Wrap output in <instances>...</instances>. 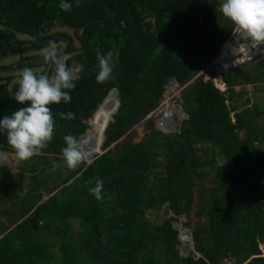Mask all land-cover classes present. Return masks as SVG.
Masks as SVG:
<instances>
[{
	"label": "trees",
	"instance_id": "obj_1",
	"mask_svg": "<svg viewBox=\"0 0 264 264\" xmlns=\"http://www.w3.org/2000/svg\"><path fill=\"white\" fill-rule=\"evenodd\" d=\"M72 2L64 12L59 0H0V60L19 58L2 69L50 75L41 51L50 40L71 67L84 66L71 103L50 106L55 136L47 148L17 160L14 173L0 165V264H264V108L238 89L264 80V60L222 71L224 91L214 84L206 68L235 28L219 11L222 0ZM110 50L113 78L98 84L97 53ZM172 78L179 87L193 81L181 93L188 117L169 134L149 123L134 143V127L160 107ZM13 80L0 74V116L22 106L10 98ZM113 88L121 102L114 115L113 95L98 110ZM68 111L75 119L56 115ZM111 114L103 153L67 169L64 135L80 140L100 125L93 155ZM2 152L13 154L6 135ZM96 179L100 200L89 194ZM192 220L198 259L180 253L172 225Z\"/></svg>",
	"mask_w": 264,
	"mask_h": 264
},
{
	"label": "clouds",
	"instance_id": "obj_2",
	"mask_svg": "<svg viewBox=\"0 0 264 264\" xmlns=\"http://www.w3.org/2000/svg\"><path fill=\"white\" fill-rule=\"evenodd\" d=\"M74 3L79 6L81 0H74ZM58 7L61 11L69 12L73 2L59 0ZM219 11L234 25L235 32H232L235 35L248 41L253 48L264 44V0H222ZM41 51L43 63L52 65L54 71L45 75L34 73L29 68L22 69L16 90L10 94V98L22 106L11 115L0 116V135H6L7 143L18 161L29 160L52 142L55 120L50 106L71 103L70 93L76 87L75 73L82 71L84 67L82 64L75 69L71 67L67 63V55H58L54 41L50 40ZM96 60V83L102 84L112 79L114 53L111 50L104 54L97 53ZM204 72L205 70L202 73ZM220 85L225 86L223 81ZM56 115L63 120L75 119V113L71 111ZM63 140L65 146L60 151L64 165L69 170L76 169L83 162L80 140L71 134L64 135ZM102 189L103 181L96 179L95 185L89 188V194L100 200Z\"/></svg>",
	"mask_w": 264,
	"mask_h": 264
},
{
	"label": "rangeland",
	"instance_id": "obj_3",
	"mask_svg": "<svg viewBox=\"0 0 264 264\" xmlns=\"http://www.w3.org/2000/svg\"><path fill=\"white\" fill-rule=\"evenodd\" d=\"M56 29H59V30H66L70 33H72L70 30L66 29V28H63V27H56ZM20 38L22 39H26L27 36L25 35H20L19 36ZM18 56L16 55H13V56H8L4 59H1L0 60V74L2 76H7V75H12L14 76V82H17L19 77H20V74H21V71L22 70H16V68H12V69H9V68H5V69H2L3 66H9L11 64H15V62L18 61ZM32 61H35L34 59ZM211 70H213L214 72H217L216 74L214 73V78H213V81H214V84L220 88L221 90H224L226 89L225 86L223 87V85L221 86V81H222V77H221V71L218 67H212V68H209ZM33 71H40L41 68L40 67H35L33 69H31ZM77 73H75V76H76ZM205 79H208V75L205 76ZM262 84H264L263 81H257L255 84H254V88H261L262 87ZM223 87V88H222ZM183 89H185V87H179L178 85H167L166 87V91L164 93V97L162 99V102H161V105L159 108H157L150 116H148L147 119L143 120L141 123H139L138 125H136L134 127V131H135V135L133 137V142L134 143H138L140 142L144 137H146L151 129L148 128V124L149 123H153V128L157 129V130H161L162 132L164 133H173L172 131H170V129H176L175 132H179V128L178 126L181 124V121L185 119L184 115H183V107H182V98H181V93L183 91ZM259 101V100H258ZM167 103H169V109H168V114L170 115L169 118H168V128L167 129H164L161 127V121L160 122H157V117L159 118L160 115L158 116V114L160 113V111L164 108L165 105H167ZM173 107V109H172ZM149 119H152L153 121H149ZM112 121V120H111ZM96 127L98 128L99 125H96ZM178 128V129H177ZM168 132H167V131ZM84 134V133H83ZM86 138H89V136H87ZM103 140H102V144L100 146V152L99 153H103L102 151V145H103V142L105 141V135L103 136ZM84 145H86V147L89 148L90 145H92V143H90V141L87 140V143H85ZM5 153H8V152H2L0 153V165H8V166H13L15 164H17V160L14 156V154L12 153H8V154H5ZM97 153V152H96ZM95 154V152L93 153V155ZM95 157H97L96 155H94ZM208 156H211V153L209 152ZM210 170V169H208ZM16 171V168L14 167L13 170H11L12 173H14ZM212 179H214V175H209L206 179V185H209L210 186V181H212ZM50 183V181H49ZM162 213V212H161ZM163 214V213H162ZM160 217L156 220H159ZM180 220L182 222L184 221H188V218L187 216L183 215L181 216ZM180 221V222H181ZM70 224L72 226V228L74 230H78L79 229V221L76 220V219H72L70 220ZM182 224V223H181ZM173 225V224H172ZM183 225V224H182ZM195 225V220H192V223H191V226L190 227H185L183 226L181 228V233L185 235V233L183 232V230H186L187 231V234L190 236L189 238V243L182 246L183 244H180L179 246V250H180V253H182L183 251V248L184 247H189V252H194V241H193V238H192V231H193V226ZM191 241V243H190ZM262 251H263V255H264V246L261 245L260 246ZM228 264H234L233 261H229L228 260Z\"/></svg>",
	"mask_w": 264,
	"mask_h": 264
},
{
	"label": "built area",
	"instance_id": "obj_4",
	"mask_svg": "<svg viewBox=\"0 0 264 264\" xmlns=\"http://www.w3.org/2000/svg\"><path fill=\"white\" fill-rule=\"evenodd\" d=\"M235 32V28L233 30ZM232 32L218 56L206 69L218 67L220 71L247 65L264 59V44L253 48L248 41ZM215 74L217 72H214Z\"/></svg>",
	"mask_w": 264,
	"mask_h": 264
},
{
	"label": "water",
	"instance_id": "obj_5",
	"mask_svg": "<svg viewBox=\"0 0 264 264\" xmlns=\"http://www.w3.org/2000/svg\"><path fill=\"white\" fill-rule=\"evenodd\" d=\"M197 15V13H194L192 16H196ZM170 85H178V82H177V80L175 79V78H172L171 79V81H170ZM109 95H113V96H115L116 97V101H117V107H115V110H114V112H113V115L118 111V109H119V107H120V98H119V93H118V90L116 89V88H113V89H111L110 90V92H109V94L106 96V98L104 99V101H103V103L99 106V108H98V110L100 109V107L105 103V101H106V99L108 98V96ZM97 110V111H98ZM96 111V112H97ZM95 112V113H96ZM95 113H94V115H95ZM93 115V116H94ZM113 115L111 116V118H110V120H109V122L111 121V120H113ZM151 114H149V116H150ZM183 115H184V117L185 118H187L188 117V115L183 111ZM93 116L88 120V122L90 123L91 122V120L93 119ZM167 118V117H166ZM166 118H164L165 120H167L166 121V123H167V125H168V118L166 119ZM157 120H160V117L158 118L157 117ZM164 120V121H165ZM149 121H153L152 119H149ZM183 121V120H182ZM182 121H181V124H182ZM109 122H107V124H106V126H105V129H104V131H103V133H102V136H101V139H100V146H101V144H102V140L104 139L103 138V136H104V132H105V130H106V128H107V126H108V124H109ZM158 122V121H157ZM181 124L178 126V128H179V130H180V127H181ZM177 128V129H178ZM167 131V130H166ZM170 131H172L173 133H175V131H176V129H170ZM168 132V131H167ZM86 136V134H82L81 135V137H80V144H81V146H82V142H83V138ZM96 145V142L94 143V146ZM81 151H82V149H81ZM97 153H95L94 155H100V154H102V152L101 153H99L100 152V150H99V148H97V150H95ZM83 153V152H82ZM5 154H8V153H5ZM94 155H88V154H84L83 153V160H85V161H87V163H91L94 159H95V156ZM170 213H171V211L169 210V209H167V208H165L164 209V211H163V216L164 217H167V216H170ZM173 227L178 231V240H179V244H178V248H179V246H180V244H183L182 246H184V245H186L188 242H186V241H184V240H181V228L183 227V225L180 223V222H177V221H174L173 222ZM186 233H187V231L186 230H184ZM190 237V236H189ZM191 242V241H190ZM182 255H184V256H188L189 254H190V252H189V247H184L183 248V251H182V253H181ZM192 255L194 256V258L195 259H198L199 258V253L198 252H196V251H194L193 253H192Z\"/></svg>",
	"mask_w": 264,
	"mask_h": 264
},
{
	"label": "bare ground",
	"instance_id": "obj_6",
	"mask_svg": "<svg viewBox=\"0 0 264 264\" xmlns=\"http://www.w3.org/2000/svg\"><path fill=\"white\" fill-rule=\"evenodd\" d=\"M108 104H109V102L107 103V105L105 106V110L107 109V106H108ZM113 103H111V105H112ZM169 103H167V105H165L164 106V108L160 111V113L158 114V116L160 115V120H158V122H162L161 123V127L162 128H164V129H167L169 126L167 125V123H166V121L167 120H165L164 118H169V114H168V109H169ZM172 109H173V107H172ZM113 114V113H112ZM111 114V115H112ZM111 115H110V117H109V119H108V121L107 122H109V120H110V118H111ZM166 118V119H167ZM165 120V121H164ZM107 122H106V124H107ZM106 126V125H105ZM99 128H100V125H99V127L97 128L96 127V125H94V126H91L90 128H89V130H88V132L86 133V136L83 138V142H82V146H81V149H82V152L84 153V154H90V155H92V150H93V147H94V143L96 142V139H95V135L97 134V132L99 131ZM104 129H105V127H104ZM104 131V130H103ZM95 135H94V134ZM87 136H89V138H86ZM87 140L88 141H90V143H92V145H90L89 146V148L88 147H86V145H84L85 143H87ZM183 232L185 233V235L184 234H182L181 233V240H184V241H186V242H188L189 243V235L183 230ZM187 243V244H188ZM191 243V242H190Z\"/></svg>",
	"mask_w": 264,
	"mask_h": 264
},
{
	"label": "crops",
	"instance_id": "obj_7",
	"mask_svg": "<svg viewBox=\"0 0 264 264\" xmlns=\"http://www.w3.org/2000/svg\"><path fill=\"white\" fill-rule=\"evenodd\" d=\"M262 60H264V59H262ZM260 61L261 60L256 61L254 63L247 64V65L255 64V63L260 62ZM263 82H264V80H263ZM253 86H254V84L253 85L252 84H246V85L238 87V89L239 90L242 89L245 92H247V96L251 97L252 102L257 103L262 108H264V84H262L261 88H256V87L254 88ZM263 118L261 120H263Z\"/></svg>",
	"mask_w": 264,
	"mask_h": 264
}]
</instances>
